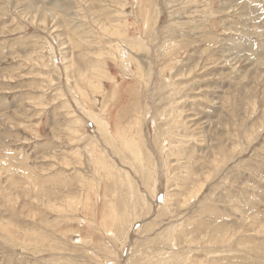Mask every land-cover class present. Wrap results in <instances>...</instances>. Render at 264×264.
Returning <instances> with one entry per match:
<instances>
[{
  "label": "rangeland",
  "instance_id": "obj_1",
  "mask_svg": "<svg viewBox=\"0 0 264 264\" xmlns=\"http://www.w3.org/2000/svg\"><path fill=\"white\" fill-rule=\"evenodd\" d=\"M0 264H264V0H0Z\"/></svg>",
  "mask_w": 264,
  "mask_h": 264
},
{
  "label": "bare ground",
  "instance_id": "obj_2",
  "mask_svg": "<svg viewBox=\"0 0 264 264\" xmlns=\"http://www.w3.org/2000/svg\"><path fill=\"white\" fill-rule=\"evenodd\" d=\"M125 26V25H124ZM125 28V27H124ZM127 31L125 30L124 31V34L126 33ZM122 33V32H121ZM120 34V33H119ZM122 35V34H121ZM125 36V35H124ZM121 37V36H120ZM122 38V37H121ZM124 39V38H123ZM130 40V39H129ZM117 51V50H116ZM118 51H120V50H118ZM124 57V56H123ZM125 58V57H124ZM124 58H123V60H124ZM128 58V57H127ZM135 61V60H134ZM136 62V61H135ZM131 63V62H130ZM136 67H138V66H136ZM133 68V67H132ZM135 68V67H134ZM131 71H132V69H131ZM180 114H181V112H180ZM178 118V117H177ZM180 119V118H179ZM175 124V123H174ZM137 126V125H136ZM133 127V126H132ZM131 129V128H130ZM128 130H121V146H122V148L125 150V151H129V153L132 155V157H133V159L135 160V162L140 166V167H142V168H145L146 167V162L144 161V158L142 157V155H141V153H140V149L138 148V145H137V141H138V139L135 137V135L133 134V132L130 134L129 132H128V134L127 133H125V132H127ZM133 131V130H132ZM136 131V130H135ZM169 132H170V135L171 134H173L174 132H172V130H169ZM167 135H168V133H167ZM171 139V138H170ZM173 139V138H172ZM167 141V140H166ZM169 142V141H168ZM163 145H165V144H163ZM169 146V145H168ZM171 147V146H170ZM169 151V150H168ZM99 165H103V163H101V162H99V160H97L96 161ZM168 165V164H167ZM170 165V164H169ZM154 169V168H153ZM152 169V170H153ZM144 171V170H143ZM165 171V170H164ZM153 172V171H152ZM169 172V171H168ZM170 173V172H169ZM150 175V174H149ZM154 175L156 176V174L154 173ZM153 175V176H154ZM154 181V183L155 182H157V177H155L154 179H153ZM199 183V182H198ZM155 184H157V183H155ZM199 187H201L202 188V186H199ZM194 188V187H193ZM153 189H155V188H153ZM197 189V188H196ZM203 189V188H202ZM200 190V189H199ZM154 191V190H153ZM156 191V190H155ZM154 191V192H155ZM194 191V190H193ZM194 192H196V191H194ZM200 192H201V190H200ZM197 193H198V191H197ZM197 193H196V195H197ZM190 195V194H189ZM195 195V196H196ZM189 198V197H188ZM197 198V197H196ZM84 200V199H83ZM72 202V201H71ZM72 205V204H71ZM112 215H114V214H112ZM112 217V216H111ZM115 220V218L113 219L112 218V221H114ZM120 220V219H119ZM123 227V226H122ZM132 229V228H131ZM112 233V232H111ZM115 235V234H114ZM116 236V235H115ZM128 238V237H127ZM108 263V262H107Z\"/></svg>",
  "mask_w": 264,
  "mask_h": 264
}]
</instances>
